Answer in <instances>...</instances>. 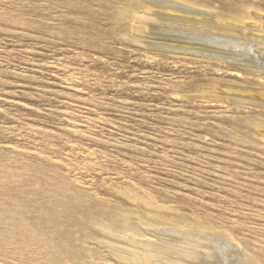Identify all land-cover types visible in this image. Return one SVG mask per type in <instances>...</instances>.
Returning <instances> with one entry per match:
<instances>
[{"label": "rangeland", "instance_id": "1", "mask_svg": "<svg viewBox=\"0 0 264 264\" xmlns=\"http://www.w3.org/2000/svg\"><path fill=\"white\" fill-rule=\"evenodd\" d=\"M250 12L0 0V264H264Z\"/></svg>", "mask_w": 264, "mask_h": 264}, {"label": "bare ground", "instance_id": "2", "mask_svg": "<svg viewBox=\"0 0 264 264\" xmlns=\"http://www.w3.org/2000/svg\"><path fill=\"white\" fill-rule=\"evenodd\" d=\"M248 13V12H247ZM250 16H251V20H252V22L250 23L253 27L252 28H254V26L255 27H259V28H263L264 29V26L263 25H261V24H259L258 22H260V21H263L264 20V18L263 17H261L260 15H258V14H252V12H250ZM248 20V19H247ZM263 23V22H262ZM250 25V26H251ZM262 29V31H264ZM256 38H258L257 36H256ZM260 38V37H259ZM263 37H261V39H262ZM260 39V40H261ZM257 40H259V39H257ZM259 40V41H260ZM258 44V43H257ZM256 44V45H257ZM259 47L262 49V51H264V40L263 41H261V42H259ZM186 49H190V48H186ZM243 54V53H242ZM241 54V55H242ZM261 76H262V74H261ZM260 78H262V77H260ZM257 100V99H256ZM253 102V101H252ZM247 103V102H246ZM259 106V105H258ZM255 107V106H254ZM192 240H190V242H191ZM183 244V243H182ZM190 245H191V243H189ZM188 244V245H189ZM208 247H210L212 250H214V251H220V252H225L228 248H227V245H225V244H223V243H221L220 241H216V240H213V241H206V243H205ZM193 245H195L194 243H193ZM204 246V245H203Z\"/></svg>", "mask_w": 264, "mask_h": 264}]
</instances>
